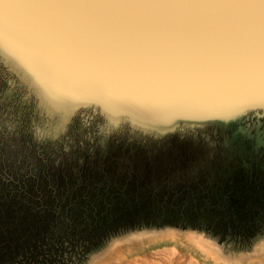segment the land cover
I'll return each mask as SVG.
<instances>
[{
  "label": "snow or ice",
  "instance_id": "snow-or-ice-1",
  "mask_svg": "<svg viewBox=\"0 0 264 264\" xmlns=\"http://www.w3.org/2000/svg\"><path fill=\"white\" fill-rule=\"evenodd\" d=\"M22 56L44 77L31 73L42 104L52 82L104 95L121 111L138 94L177 111L224 98L247 111L264 107V0H0V58ZM47 115L45 134L67 132L68 109Z\"/></svg>",
  "mask_w": 264,
  "mask_h": 264
},
{
  "label": "rangeland",
  "instance_id": "rangeland-1",
  "mask_svg": "<svg viewBox=\"0 0 264 264\" xmlns=\"http://www.w3.org/2000/svg\"><path fill=\"white\" fill-rule=\"evenodd\" d=\"M21 58L23 64L0 58L4 101L0 108V208L2 201L9 203L15 197L23 183L40 181L45 167L68 165L75 170L73 177L81 179L78 169L99 165L111 159V154L114 162L127 164L131 155L140 162L159 155L157 161L167 166L185 162L189 176L205 166L232 171L264 163V107L244 111L234 100L224 98L205 111H177L165 97L138 94L132 97L136 106L121 111L104 95L52 82V92L44 96L42 104L40 86L31 73L44 77L30 60ZM68 96L71 99L65 103L62 97ZM56 106L73 115L67 132L53 137L45 134V125L47 112ZM162 111L166 114L161 115ZM170 229L179 232L172 236ZM182 231L194 232L224 256L217 262L206 258ZM261 244L264 229L247 237L142 226L107 236L99 246L67 264H264L263 253L257 251Z\"/></svg>",
  "mask_w": 264,
  "mask_h": 264
},
{
  "label": "trees",
  "instance_id": "trees-1",
  "mask_svg": "<svg viewBox=\"0 0 264 264\" xmlns=\"http://www.w3.org/2000/svg\"><path fill=\"white\" fill-rule=\"evenodd\" d=\"M78 169L45 167L0 208V264H67L111 235L173 226L254 236L264 229V163L207 166L192 176L185 162L165 165L131 155ZM69 192V194L67 193ZM12 195V193H10Z\"/></svg>",
  "mask_w": 264,
  "mask_h": 264
},
{
  "label": "bare ground",
  "instance_id": "bare-ground-1",
  "mask_svg": "<svg viewBox=\"0 0 264 264\" xmlns=\"http://www.w3.org/2000/svg\"><path fill=\"white\" fill-rule=\"evenodd\" d=\"M170 230H171L170 234L172 236L174 235L176 236L177 232H179L174 229H170ZM182 232L185 233V236L188 239V241L191 242L193 246H195L198 249V251L202 252L206 256V258L212 259L217 262L220 259H222V257L224 256L215 246H213L210 242H208L204 238L195 235L194 232H191V231L190 232L182 231ZM142 243L143 242H139V245H142V247H144V244ZM257 251L262 252L264 255V244L259 245V249Z\"/></svg>",
  "mask_w": 264,
  "mask_h": 264
}]
</instances>
